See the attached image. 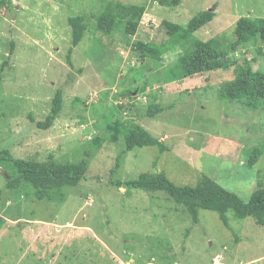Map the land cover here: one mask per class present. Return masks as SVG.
<instances>
[{
    "label": "rangeland",
    "instance_id": "obj_1",
    "mask_svg": "<svg viewBox=\"0 0 264 264\" xmlns=\"http://www.w3.org/2000/svg\"><path fill=\"white\" fill-rule=\"evenodd\" d=\"M153 1L8 0L0 7V69L9 62L0 79V149L88 166L86 180L54 201L37 200L26 183L8 188L13 172L0 166V264H264V228L252 218L230 210L226 227L217 213L200 209L194 223L163 192L127 194L111 182L165 172L177 186H195L206 175L245 202L264 188V153L246 165L264 147V106L254 111L217 97L234 70L166 84L160 79L181 50L161 62L132 50L137 40L165 42L164 20L185 26L214 5L216 17L195 36L229 43L240 18H264V0ZM104 13L122 22L111 35L98 29ZM75 17L86 25L77 47ZM245 55L264 72V44ZM138 79L147 82L145 93H132ZM59 90L60 116L40 129ZM151 102L164 108L153 118ZM107 118L139 123L161 143L127 152L124 136L110 141Z\"/></svg>",
    "mask_w": 264,
    "mask_h": 264
},
{
    "label": "trees",
    "instance_id": "obj_2",
    "mask_svg": "<svg viewBox=\"0 0 264 264\" xmlns=\"http://www.w3.org/2000/svg\"><path fill=\"white\" fill-rule=\"evenodd\" d=\"M161 2L166 5V0H161ZM172 3L178 6L180 0H172ZM6 6H8L6 1L0 3V7ZM215 17L216 5L210 10L197 13L185 26L164 20L162 24L168 35L165 42L155 44L137 40L133 42L132 50L141 58L161 62L166 54L180 49L182 54L178 62L171 66L160 79V82L166 84L184 81L202 73L233 69L234 78L221 84L218 99L238 103L247 109L257 111L264 106V72L254 69L252 60L246 57L245 52L251 47L264 44V18H240L229 43L218 38H211L207 41L197 38L195 34L209 25ZM69 22L73 31L72 44L73 47H77L83 39L86 25L81 17L71 18ZM121 24L120 19L104 13L99 19L98 29L105 35H111ZM70 54H72V49ZM236 54H241V56ZM8 65V61L2 64L0 79ZM139 82L138 79L132 93L141 94L147 91V82ZM128 93L131 94V92ZM62 94V90L56 93L50 114L44 122L37 123L40 129H50L59 118L63 108ZM122 108L118 104L114 109L118 112ZM147 108V116L151 118L164 110L160 104L152 102ZM107 123V128L111 133L110 141L118 143L124 136L127 152L136 147H153L161 143L139 123L121 121L119 118L115 120L107 118ZM263 153V146L256 147L247 158L246 165L253 167ZM0 166L7 167L13 172L12 179L7 184L8 188L13 189L26 183L35 190L39 201H54L57 194L63 190L75 188L85 181L88 172L86 160L65 164H58L53 160L50 162L24 160L16 158L9 149H0ZM111 182L120 189L127 188V194H130L132 190L163 192L174 203L184 207L194 223L199 222V210L202 209L217 213L223 224L229 227L227 213L231 210L239 217L252 218L258 226L264 228V188L262 186L253 192L249 202H245L237 194L226 190L206 175L195 186H177L165 172L145 173L136 179L111 180Z\"/></svg>",
    "mask_w": 264,
    "mask_h": 264
},
{
    "label": "built area",
    "instance_id": "obj_3",
    "mask_svg": "<svg viewBox=\"0 0 264 264\" xmlns=\"http://www.w3.org/2000/svg\"><path fill=\"white\" fill-rule=\"evenodd\" d=\"M3 1H7V0H0V3H2ZM156 2H158V1L154 0L153 4H156Z\"/></svg>",
    "mask_w": 264,
    "mask_h": 264
}]
</instances>
